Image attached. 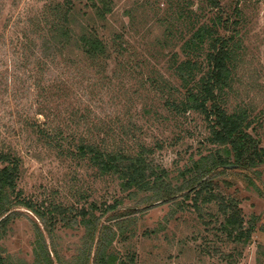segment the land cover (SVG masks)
I'll use <instances>...</instances> for the list:
<instances>
[{"label": "rangeland", "instance_id": "374dc122", "mask_svg": "<svg viewBox=\"0 0 264 264\" xmlns=\"http://www.w3.org/2000/svg\"><path fill=\"white\" fill-rule=\"evenodd\" d=\"M45 1L0 0V70L11 73L8 58L15 28ZM219 1L230 14L236 0ZM238 3L242 59L227 109L239 104L250 110L257 120L254 134L264 148V0ZM203 6L199 0H113L103 32L107 40L119 36L121 52H114L107 63L99 60L92 65L73 51L69 56L74 62L59 66L58 72L71 87L69 98L52 101L50 97L48 107L55 113V123L68 133L62 137L71 142L95 136L98 141L126 146L144 143L154 149V165L165 168L169 182L180 186L182 170L191 158L208 154L216 146L206 140L208 130L202 116L196 112L175 116L163 105L169 90L155 87L152 80L163 77L171 85L177 84L168 59L179 52L192 24L197 25L184 15L191 11L199 15L201 23L209 16ZM15 87L0 103V144L9 145L21 156L17 187L28 197L65 207L86 209L95 203L98 225L116 222L108 246L117 259L115 264H264V164L249 170L218 171L217 191L236 198L245 224H253L248 237L234 240L219 229L223 217L215 200L194 201L192 194L185 197L178 192L167 202L151 201L149 194L122 190L115 178L98 175L84 161L58 155L26 124L35 109L21 92L26 86L18 83ZM36 119L44 120L41 115ZM97 130L111 134L102 136ZM112 204L116 209L105 211ZM20 210L21 215L0 239V250L13 260L30 263L33 216ZM84 233L81 223L57 226L54 244L66 264H72L79 254Z\"/></svg>", "mask_w": 264, "mask_h": 264}, {"label": "trees", "instance_id": "16d2710c", "mask_svg": "<svg viewBox=\"0 0 264 264\" xmlns=\"http://www.w3.org/2000/svg\"><path fill=\"white\" fill-rule=\"evenodd\" d=\"M112 1L46 0L33 15L24 17L22 26H16L14 38L10 41L8 61L11 73L7 69L0 70V103L5 102L6 92L16 89L18 83L26 86L21 92L29 100V106L35 109L26 124L58 155L84 161L98 175L115 178L122 190L149 194L151 201L167 202L178 192L185 197L192 194L194 201L198 198L207 203L215 200L223 217L220 231L234 240L248 237L253 224H245L239 201L217 191L215 181L218 171L249 170L264 164V148L254 134L257 120L245 106L235 104L231 111L227 109L242 59L238 0L230 14L219 0H199L209 15L201 23L199 15L186 12L185 18L197 25L192 24L179 52H174L168 59L169 71L177 84L171 85L163 77L152 80L155 87L169 90L163 105L175 116L189 112L202 116L208 130L206 140L216 146L208 154L191 158L190 165L182 170L184 182L180 186L169 182L165 168L154 165L151 159L154 149L144 143L126 146L104 139L98 141L95 136H81L77 142H71L62 137L68 133L55 123V113L48 107L50 97L52 101L69 98L71 87L58 72L59 66L74 62L73 56H69L73 51H77V56L83 55L92 65L99 60L107 63L114 52H121L119 36L107 40L103 32V22L112 11ZM2 65L0 58V69ZM24 98L20 96L18 99ZM37 115L43 116L44 120L38 122ZM97 132L102 136L111 134L104 130ZM21 168V156L16 150L5 143L0 144V239L21 215L20 209L32 214L34 232L30 263L13 260L0 250V264H66L55 248L56 229L58 225L71 227L76 223L84 226L85 233L79 254L72 264H115L117 259L108 246L115 236L112 227L116 222L98 225L94 212L99 208L95 203L86 209H77L24 195L17 187ZM222 182L228 185L227 181ZM116 207L115 204L108 205L105 211Z\"/></svg>", "mask_w": 264, "mask_h": 264}, {"label": "water", "instance_id": "95a60500", "mask_svg": "<svg viewBox=\"0 0 264 264\" xmlns=\"http://www.w3.org/2000/svg\"><path fill=\"white\" fill-rule=\"evenodd\" d=\"M230 168H231V166H230Z\"/></svg>", "mask_w": 264, "mask_h": 264}]
</instances>
